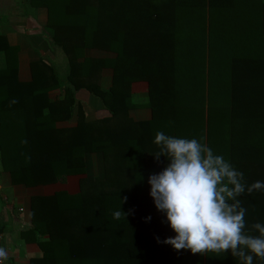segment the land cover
<instances>
[{"label":"trees","instance_id":"1","mask_svg":"<svg viewBox=\"0 0 264 264\" xmlns=\"http://www.w3.org/2000/svg\"><path fill=\"white\" fill-rule=\"evenodd\" d=\"M29 3L47 8L49 35L68 58V73L40 60L32 80L21 81L19 49L0 32L1 162L14 184H77V192L32 199L27 235L42 257L31 264H240L230 252L193 255L157 243L175 233L162 222L148 179L168 163L153 155L163 131L207 143L249 186L264 181V0ZM88 49L114 57L88 58ZM104 69L113 71L108 89L98 79ZM57 90L62 98L52 99ZM82 90L102 102L105 117L87 120L77 99ZM138 110L148 117L135 118ZM91 154L103 158L101 180L88 174ZM238 199L250 231L264 223V191ZM117 210L127 219H114Z\"/></svg>","mask_w":264,"mask_h":264},{"label":"clouds","instance_id":"2","mask_svg":"<svg viewBox=\"0 0 264 264\" xmlns=\"http://www.w3.org/2000/svg\"><path fill=\"white\" fill-rule=\"evenodd\" d=\"M154 143L159 148L155 158L164 156L168 163L149 176L150 196L166 216L162 222L175 233L163 241L156 237L157 243L171 245L177 252L190 250L193 255L223 258L230 252L240 264H253L254 259L264 262V223L251 225L258 233L253 235L247 209L238 199L245 191H264V181L247 185L241 171L196 138L157 131ZM127 215L122 210L113 213L117 220ZM7 259V250L0 247V264Z\"/></svg>","mask_w":264,"mask_h":264},{"label":"crops","instance_id":"3","mask_svg":"<svg viewBox=\"0 0 264 264\" xmlns=\"http://www.w3.org/2000/svg\"><path fill=\"white\" fill-rule=\"evenodd\" d=\"M28 2L29 0H0V32L7 38L11 46L19 49V79L23 82H30L33 78L32 64L40 60L52 63L56 68H60L66 63L63 72V75H66L68 60L66 55L52 43L49 35L51 30L48 28L49 13L47 8L35 10ZM95 51L97 50L88 49L86 55L93 54V57H100L95 55ZM111 56L114 57L113 54L105 52L106 58ZM102 77H106L105 80L110 84L108 87L103 85ZM112 77L113 71L104 69L98 78L101 86L105 89L110 88ZM138 85L139 89L145 91L144 84L139 83ZM50 97L52 99L62 98V92L60 90L50 92ZM96 98L85 90L77 94V99L83 106L89 121L98 119L103 112L105 115L107 113L102 102L97 98L101 102L98 103ZM132 115L135 118L143 119L147 118L149 114L146 110H138L133 111ZM73 118L72 123L76 124L77 115H74ZM62 190L71 193L77 192L75 180L69 178L63 183L27 187L22 184H14L11 174L3 169L0 170V247L5 248L8 253L5 264H31L32 260L42 257L37 245L31 242L30 236L27 235L33 225L32 199L39 196H51Z\"/></svg>","mask_w":264,"mask_h":264},{"label":"rangeland","instance_id":"4","mask_svg":"<svg viewBox=\"0 0 264 264\" xmlns=\"http://www.w3.org/2000/svg\"><path fill=\"white\" fill-rule=\"evenodd\" d=\"M94 50V49H93ZM95 55H99L100 57H93V54L92 55H89V56H87L86 55V57H91V58H101V57H103V58H106L105 57V52H102V51H95ZM114 55V54H113ZM111 58H112V56H111ZM68 59V58H67ZM65 62V61H64ZM66 64V63H65ZM65 64H63L60 68H58L57 67V71L61 74V75H63V72L65 71V68H64V65ZM61 69V70H60ZM102 81H104V86L106 87H108L110 84H109V82L107 81V80H105L106 79V77H102ZM103 83V82H102ZM100 84H101V82H100ZM97 99V98H96ZM97 102L98 103H101L98 99H97ZM106 115L104 114V112L103 113H101L100 114V116H99V118H103V117H105ZM1 154V153H0ZM88 164H89V166H88V169H89V176H91V177H93V178H95V179H98V180H101V179H103L104 178V176H105V170H104V162H103V158H102V156L101 155H97V154H91V155H89L88 157ZM3 164H2V162H1V156H0V170H2L3 169ZM4 170V169H3Z\"/></svg>","mask_w":264,"mask_h":264}]
</instances>
